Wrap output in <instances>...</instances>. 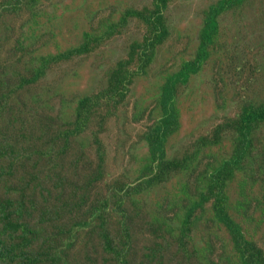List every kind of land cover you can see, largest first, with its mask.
<instances>
[{"label":"rangeland","instance_id":"374dc122","mask_svg":"<svg viewBox=\"0 0 264 264\" xmlns=\"http://www.w3.org/2000/svg\"><path fill=\"white\" fill-rule=\"evenodd\" d=\"M222 1L0 0V264H243L224 194L264 264V0L206 43Z\"/></svg>","mask_w":264,"mask_h":264},{"label":"trees","instance_id":"16d2710c","mask_svg":"<svg viewBox=\"0 0 264 264\" xmlns=\"http://www.w3.org/2000/svg\"><path fill=\"white\" fill-rule=\"evenodd\" d=\"M163 2L165 0H162ZM236 1L241 2L243 0H224L217 6H215L213 9H211L209 17H208V23L205 30V42L210 43V41L213 38V32L216 28L214 26L217 25L216 17L217 15L223 11L224 9L230 7L233 5V2ZM207 52L203 54V57L205 58ZM203 58V59H204ZM200 64L194 63L190 64L188 63L187 66L184 68L182 72H180L178 75H176L167 85V89L164 95V109H165V115L162 120V124L165 127H168L172 120V115L170 113V108L173 103V97H174V88L177 85H180L181 83L187 82L189 80V77L191 74L199 71ZM85 106L83 107V109ZM77 117H79L80 121L83 122V120L86 118V113L82 111ZM82 127V125L80 126ZM71 130V129H70ZM159 137L155 140L159 142V145L156 146V148L163 147V138H165V131L163 129L162 134L158 132ZM248 139L244 138L243 143ZM243 156V154L241 155ZM240 156V157H241ZM152 168L153 165L150 164ZM166 164L163 162H159L160 172L162 173ZM222 198V196H221ZM221 200V199H220ZM216 215L222 223H225L227 228L231 231L233 234V240L235 242V246L237 249V253L239 255L240 260L243 264H262V258L259 255L258 250L244 237L240 225L237 223V221L230 215L228 208H227V196L224 194L222 200L219 202L218 206L216 207Z\"/></svg>","mask_w":264,"mask_h":264}]
</instances>
